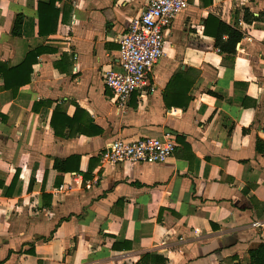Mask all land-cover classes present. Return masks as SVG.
I'll list each match as a JSON object with an SVG mask.
<instances>
[{
	"label": "crops",
	"instance_id": "1",
	"mask_svg": "<svg viewBox=\"0 0 264 264\" xmlns=\"http://www.w3.org/2000/svg\"><path fill=\"white\" fill-rule=\"evenodd\" d=\"M47 2L0 0V62L43 49L14 96L0 78V264H250L264 245V0H190L124 110L103 77L119 70L118 40L147 0H56L55 30L41 36L37 5ZM208 15L243 35L234 55L204 34ZM187 69L198 72L188 106L173 95L167 108L171 77ZM56 105L68 118L77 107L100 134L56 138ZM164 134L176 147L163 164H100L114 140ZM70 156L78 172L52 169Z\"/></svg>",
	"mask_w": 264,
	"mask_h": 264
},
{
	"label": "built area",
	"instance_id": "2",
	"mask_svg": "<svg viewBox=\"0 0 264 264\" xmlns=\"http://www.w3.org/2000/svg\"><path fill=\"white\" fill-rule=\"evenodd\" d=\"M190 0H147L143 10L130 20L118 40L119 70H108L104 87L120 110L126 109L133 94L143 91L152 68L164 55V31L183 13ZM176 147L170 135L135 141L117 139L100 154V164L114 168L121 164L159 165Z\"/></svg>",
	"mask_w": 264,
	"mask_h": 264
},
{
	"label": "trees",
	"instance_id": "3",
	"mask_svg": "<svg viewBox=\"0 0 264 264\" xmlns=\"http://www.w3.org/2000/svg\"><path fill=\"white\" fill-rule=\"evenodd\" d=\"M55 1L56 0H48L47 3H39L37 5L39 24L38 33L41 36L50 34L51 31L54 32L55 30L54 27L53 30H47L46 28L47 21L51 17H56V13L53 11ZM21 21L22 17L17 15L11 32L12 36L18 37L20 35ZM204 34L213 38L214 47L222 55H234L235 47L243 37L238 30L231 28L211 15H208L204 22ZM42 53L43 49L28 52L23 61L15 67H10L5 63L0 62V78L2 80L1 90L10 91L14 96L21 87L28 85L30 82L32 66L36 64L37 58ZM197 77L198 72L192 69H187L186 72L179 71L174 74L169 81L166 94L163 98L165 106L167 108L171 107V101H169V98L172 99L173 95H175L181 100V102L173 103L172 105L184 110L190 102V97L187 96V93ZM41 105L48 108L51 103L46 102L41 103L40 106ZM50 127L53 135L56 138L62 139L74 138L75 136L93 137L100 134V129L94 126L92 120L77 107L72 118H68L65 115L63 108L56 105L51 114ZM78 163V156H70L63 160L54 159L52 169L60 174L78 172ZM90 171L91 169L88 170V172ZM17 179L18 171L15 172L12 181L7 188L6 195H9L13 190ZM2 187L3 185L0 182V188ZM42 204L44 208L50 207V197L48 195L42 194ZM250 258V264H264V245H260L257 249L250 251ZM153 259H155V257L153 258L150 257V255H146L142 258L141 264H146L147 260Z\"/></svg>",
	"mask_w": 264,
	"mask_h": 264
}]
</instances>
